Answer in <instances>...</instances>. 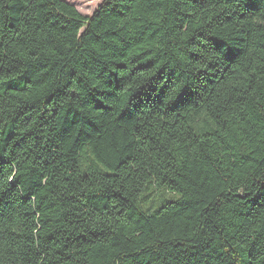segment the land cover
<instances>
[{
    "label": "trees",
    "instance_id": "1",
    "mask_svg": "<svg viewBox=\"0 0 264 264\" xmlns=\"http://www.w3.org/2000/svg\"><path fill=\"white\" fill-rule=\"evenodd\" d=\"M0 264H264V0H0Z\"/></svg>",
    "mask_w": 264,
    "mask_h": 264
},
{
    "label": "rangeland",
    "instance_id": "2",
    "mask_svg": "<svg viewBox=\"0 0 264 264\" xmlns=\"http://www.w3.org/2000/svg\"><path fill=\"white\" fill-rule=\"evenodd\" d=\"M73 5L84 15H91L102 0H65Z\"/></svg>",
    "mask_w": 264,
    "mask_h": 264
}]
</instances>
